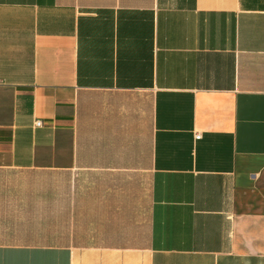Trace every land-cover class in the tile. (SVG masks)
<instances>
[{
    "label": "crops",
    "instance_id": "crops-1",
    "mask_svg": "<svg viewBox=\"0 0 264 264\" xmlns=\"http://www.w3.org/2000/svg\"><path fill=\"white\" fill-rule=\"evenodd\" d=\"M0 264H264V0H0Z\"/></svg>",
    "mask_w": 264,
    "mask_h": 264
},
{
    "label": "built area",
    "instance_id": "built-area-1",
    "mask_svg": "<svg viewBox=\"0 0 264 264\" xmlns=\"http://www.w3.org/2000/svg\"><path fill=\"white\" fill-rule=\"evenodd\" d=\"M35 126H36V127H40V126H41V122H39V121H38V122H35ZM195 139H196V140L200 139V135L196 134V135H195Z\"/></svg>",
    "mask_w": 264,
    "mask_h": 264
}]
</instances>
